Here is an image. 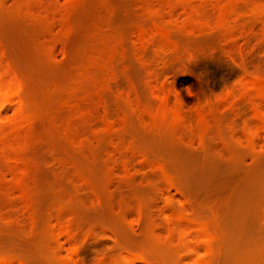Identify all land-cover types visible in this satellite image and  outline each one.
Here are the masks:
<instances>
[{"label": "rangeland", "instance_id": "obj_1", "mask_svg": "<svg viewBox=\"0 0 264 264\" xmlns=\"http://www.w3.org/2000/svg\"><path fill=\"white\" fill-rule=\"evenodd\" d=\"M33 2L0 4V264H264V0Z\"/></svg>", "mask_w": 264, "mask_h": 264}, {"label": "bare ground", "instance_id": "obj_2", "mask_svg": "<svg viewBox=\"0 0 264 264\" xmlns=\"http://www.w3.org/2000/svg\"><path fill=\"white\" fill-rule=\"evenodd\" d=\"M2 2H3V0H1ZM1 1H0V4L2 5V3H1ZM20 1H21V6H23L24 5V7H25V5H27L28 6V3L27 4H25L26 2H27V0H24V1H22V0H15V3H16V6L15 7H19L18 5H19V3H20ZM26 1V2H25ZM32 0H29L28 2L30 3ZM34 1V0H33ZM32 1V3H34ZM15 3H13V4H15ZM32 3H30L29 4V6L32 4ZM14 6H12L13 8H14ZM28 6V7H29ZM32 6V5H31ZM40 6V5H39ZM3 7V6H2ZM6 7V6H5ZM12 7H11V9H12ZM44 8V7H43ZM6 9H7V7H6ZM20 9V10H19ZM25 9V8H24ZM28 10H29V8H27ZM230 9V8H229ZM228 9V10H229ZM1 10V9H0ZM3 10V9H2ZM5 10V9H4ZM3 10V11H4ZM15 10L17 11V13H18V11L20 12L21 10L23 11V9H22V7H20V8H18V9H16L15 8ZM44 10V9H43ZM5 12V11H4ZM41 12V11H40ZM49 12V11H48ZM6 13V12H5ZM9 13H10V10H9ZM47 13V12H46ZM50 13H53V11L51 12L50 11ZM20 14V13H19ZM1 15V14H0ZM28 15H29V12H28ZM44 15H45V13H44ZM229 15V14H228ZM31 16V15H30ZM42 16V15H41ZM219 16V15H218ZM32 17V16H31ZM35 17V16H34ZM39 17V16H38ZM49 17V16H48ZM36 18V17H35ZM217 18H219V17H217ZM40 19V18H39ZM226 19V18H225ZM30 20H32V18L30 19ZM46 21H47V18L45 19ZM44 20V21H45ZM227 20V19H226ZM37 22H38V20H37ZM40 22H41V20H40ZM227 21H225V23H226ZM35 31V30H34ZM33 31V32H34ZM15 33V32H14ZM30 33H32V32H30ZM38 33V32H37ZM17 34V33H16ZM35 34V33H34ZM31 38V37H30ZM18 41V40H17ZM35 41V40H34ZM42 44V43H41ZM38 45V44H37ZM47 45V44H46ZM51 48V47H50ZM44 49V48H43ZM27 53V52H26ZM47 53H49V52H47ZM25 54V53H24ZM35 55V54H34ZM51 57V56H50ZM29 60V59H28ZM10 73V72H9ZM8 73V74H9ZM84 73V72H83ZM11 75H13V74H11ZM86 74L84 73V76H85ZM9 76V75H8ZM87 76H88V74H87ZM5 78V77H4ZM10 78H12V76L11 77H9V79ZM86 78V77H85ZM3 79V78H2ZM2 79H0V89H2V88H4V90H0V94L1 93H3V97L5 98V97H7V99H8V97L10 98H12V96H14V95H16V93H17V91L19 92V89L20 88H17V87H19V86H17L16 84H17V82H15L14 81V78H13V80L11 79V80H9L8 82H7V80H4V82L6 81V83H4L3 82V80ZM6 79V78H5ZM16 79V78H15ZM80 79H83L82 77L80 78ZM77 80H79V79H77ZM2 81V82H1ZM80 81V80H79ZM1 86H2V88H1ZM59 87H61V86H59ZM77 87V86H76ZM44 90V89H43ZM42 90V91H43ZM71 90V89H70ZM1 91H4V92H1ZM69 91V90H68ZM19 94V93H18ZM44 95H47V94H45V91H44ZM2 97V95L0 96V98ZM2 97V98H3ZM4 98H3V101H4ZM46 98V97H45ZM49 99H51V97L49 98ZM6 100V99H5ZM47 100V99H46ZM46 103V102H45ZM52 103V102H51ZM46 104H48V102L46 103ZM49 105V104H48ZM44 106V105H43ZM50 106V108H51V105H49ZM48 110V109H47ZM46 110V111H47ZM48 114H51V113H48ZM22 116H25L26 117V115H24V114H22ZM48 116V115H47ZM50 117V116H49ZM26 119V118H25ZM24 119V120H25ZM23 120V121H24ZM43 123H45V121L43 122ZM50 124V123H49ZM51 125V124H50ZM46 126V125H45ZM43 127V126H42ZM47 127V126H46ZM51 127V126H50ZM50 127H48V129L50 128ZM54 127V126H53ZM44 129H45V127H44ZM52 131V130H51ZM51 131H50V134H51ZM46 133H47V131H46ZM4 135V134H3ZM41 135H43V134H41ZM24 137V136H23ZM26 137V136H25ZM40 137V136H39ZM47 137V136H46ZM50 137V136H49ZM6 138H7V136H6ZM38 138V137H37ZM22 139V138H21ZM40 139V138H39ZM13 140V139H12ZM11 140V141H12ZM19 140H20V138H19ZM26 140V139H25ZM2 141V140H1ZM0 141V142H1ZM27 141V140H26ZM25 141V142H26ZM27 143V142H26ZM26 143H24V144H26ZM27 145V144H26ZM24 146V145H23ZM25 147V146H24ZM24 147H22V143H21V141L20 142H18V141H15V140H13V142H8V141H2L1 143H0V152H3L2 154H4L5 156H7L6 155V152L7 153H9V154H11V156H8V157H10V158H12V160H13V162H15V163H18L19 161H20V158H19V154H20V152H21V150H22V148L24 149ZM28 148V147H27ZM24 154V153H23ZM0 155H1V153H0ZM22 155V154H21ZM7 157V158H8ZM22 157V156H21ZM6 158V157H5ZM19 159V160H18ZM10 161V160H9ZM21 161H23L22 159H21ZM20 161V163H22ZM13 164V163H12ZM14 165H16V164H14ZM19 165L17 164V167H18ZM18 168H20L19 170L20 171H22V169H21V167L19 166ZM25 169V166L23 167V170ZM23 172H26V170H24ZM21 173V172H20ZM21 175H22V173H21ZM27 175V174H26ZM25 175V176H26ZM205 238H206V236H205ZM208 239V238H207ZM206 239V240H207Z\"/></svg>", "mask_w": 264, "mask_h": 264}]
</instances>
